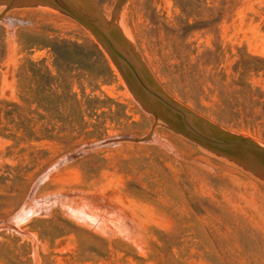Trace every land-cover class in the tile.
<instances>
[{"label":"rangeland","instance_id":"1","mask_svg":"<svg viewBox=\"0 0 264 264\" xmlns=\"http://www.w3.org/2000/svg\"><path fill=\"white\" fill-rule=\"evenodd\" d=\"M88 1L175 104L264 149V0ZM0 222V264H264V179L156 120L71 17L21 6L0 21Z\"/></svg>","mask_w":264,"mask_h":264},{"label":"water","instance_id":"2","mask_svg":"<svg viewBox=\"0 0 264 264\" xmlns=\"http://www.w3.org/2000/svg\"><path fill=\"white\" fill-rule=\"evenodd\" d=\"M124 1L119 0L117 5L120 6ZM0 6L5 7L0 21L7 11L21 6H45L68 15L93 35L120 71L130 93L156 120L215 155L264 179V149L247 139L220 130L175 104L152 82L145 68L117 31L109 33L92 20L90 16L97 15V12L88 0H0ZM115 42H119L130 53L133 61L118 51Z\"/></svg>","mask_w":264,"mask_h":264},{"label":"trees","instance_id":"3","mask_svg":"<svg viewBox=\"0 0 264 264\" xmlns=\"http://www.w3.org/2000/svg\"><path fill=\"white\" fill-rule=\"evenodd\" d=\"M20 129L23 131L24 135H26L25 137H27L28 139H48L49 136H46V134L48 135V131H44V136L43 138L39 137V138H36L34 133H33V129L32 128H28V127H25V126H22V123H20Z\"/></svg>","mask_w":264,"mask_h":264},{"label":"bare ground","instance_id":"4","mask_svg":"<svg viewBox=\"0 0 264 264\" xmlns=\"http://www.w3.org/2000/svg\"><path fill=\"white\" fill-rule=\"evenodd\" d=\"M128 74V73H127Z\"/></svg>","mask_w":264,"mask_h":264}]
</instances>
